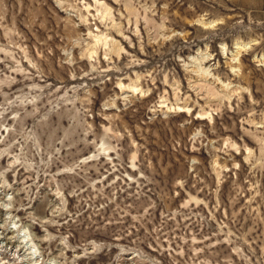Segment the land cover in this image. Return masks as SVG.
Masks as SVG:
<instances>
[{
	"label": "rangeland",
	"instance_id": "obj_1",
	"mask_svg": "<svg viewBox=\"0 0 264 264\" xmlns=\"http://www.w3.org/2000/svg\"><path fill=\"white\" fill-rule=\"evenodd\" d=\"M0 264H264V0H0Z\"/></svg>",
	"mask_w": 264,
	"mask_h": 264
},
{
	"label": "bare ground",
	"instance_id": "obj_2",
	"mask_svg": "<svg viewBox=\"0 0 264 264\" xmlns=\"http://www.w3.org/2000/svg\"><path fill=\"white\" fill-rule=\"evenodd\" d=\"M89 37V36H88Z\"/></svg>",
	"mask_w": 264,
	"mask_h": 264
}]
</instances>
